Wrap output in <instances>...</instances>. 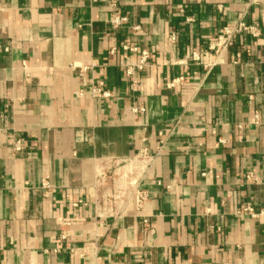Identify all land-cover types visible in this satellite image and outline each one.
<instances>
[{
	"label": "crops",
	"instance_id": "0c3cea01",
	"mask_svg": "<svg viewBox=\"0 0 264 264\" xmlns=\"http://www.w3.org/2000/svg\"><path fill=\"white\" fill-rule=\"evenodd\" d=\"M0 264H264V0H0Z\"/></svg>",
	"mask_w": 264,
	"mask_h": 264
},
{
	"label": "built area",
	"instance_id": "2783aa9c",
	"mask_svg": "<svg viewBox=\"0 0 264 264\" xmlns=\"http://www.w3.org/2000/svg\"><path fill=\"white\" fill-rule=\"evenodd\" d=\"M123 21H125L124 18L115 17L112 20V24L117 26ZM137 29L138 28L135 27L134 31H136ZM239 33H246V34H252V35L255 34L252 27H248V26H245L243 24H238L234 28L225 27L222 29L221 33L219 34V36L217 37L215 42H213L211 44L210 48H212V47H221V48L226 47L230 43L232 36L235 34H239ZM131 50H134V49H131ZM148 58H149V56H148V53L146 51L140 52L139 59L136 62V64H134L133 66L126 69V75L131 76L133 70H137V71L142 70L146 66ZM174 83L175 82H173L169 86H173ZM99 91H100L99 88L92 90L93 93H97ZM100 95L103 97L108 96V94L105 92H101ZM138 110H142V109L139 108ZM134 111H136V110H134ZM18 145H19V142H16L15 148H18L17 147ZM147 158H148V156H147L146 151L141 150L133 156V158L131 159L132 160L131 162L136 163V164H141V163H144L145 161H147ZM119 163L122 164L123 168L126 166L125 160H121V161H119ZM123 170L121 169V167H118V168H115L113 170L111 176L109 174L111 186H112V193H111L112 202L119 199V194H121V192L125 193V190H126V188H125L126 183L125 182L128 181V178L126 176V173L123 172ZM105 176H106L105 172L98 174V177L96 178L97 183L98 184L104 183L106 181ZM121 181H122V183H121L122 187L119 188L118 183ZM126 193H127V191H126ZM128 195L131 198H133L135 205L138 209L141 208L144 200L146 199L145 194L139 190L137 191V189L132 190Z\"/></svg>",
	"mask_w": 264,
	"mask_h": 264
}]
</instances>
